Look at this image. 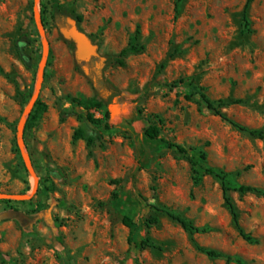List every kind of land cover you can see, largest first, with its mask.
I'll return each mask as SVG.
<instances>
[{
  "label": "rangeland",
  "instance_id": "obj_1",
  "mask_svg": "<svg viewBox=\"0 0 264 264\" xmlns=\"http://www.w3.org/2000/svg\"><path fill=\"white\" fill-rule=\"evenodd\" d=\"M56 2L69 8L62 22L53 16ZM246 3L40 0L50 43L39 98L46 109L36 121L30 122L35 108L29 115L25 158L19 126L37 87L44 45L36 0H0V195L32 193L39 179L31 199L0 200V214L23 213L0 222V264H239L209 257L199 246L242 264H264V195L235 190L264 191V139L233 126L202 98L225 103L222 112L248 130H264V0L252 3L248 23ZM67 18L78 21L104 60L77 61L75 43L59 29ZM138 28L145 49L126 56L124 66L108 63ZM20 39L31 41L29 66ZM88 113L104 124L89 122ZM150 125L161 128L159 139L146 136ZM78 128L96 138L95 146L73 142ZM162 139L184 146L202 170L231 174L229 195L251 242L234 223L221 181L208 174L196 180L188 158ZM162 210L202 231H185ZM126 216L135 224L133 246Z\"/></svg>",
  "mask_w": 264,
  "mask_h": 264
},
{
  "label": "trees",
  "instance_id": "obj_2",
  "mask_svg": "<svg viewBox=\"0 0 264 264\" xmlns=\"http://www.w3.org/2000/svg\"><path fill=\"white\" fill-rule=\"evenodd\" d=\"M255 0H247V3L245 5V9H244V13H243V19L246 23L249 22L248 20V12L249 9L252 5V3ZM69 15V8L64 5L61 4L59 2H56L53 6V16L54 18L57 20V22H62L61 17L62 16H67ZM78 20H81V17H78ZM140 29L138 28L135 36L133 37L132 41L130 42L129 46L127 48H125L119 55L109 58L107 59L108 63H115L118 64L120 66H124L125 65V57L128 56L129 54L132 53H140L142 52L145 47L143 45H141L140 43ZM30 40H26V39H20L19 43H18V48L19 51L23 55V59L24 62L29 66L32 62V57L29 54V52L27 51L28 47L30 46ZM203 100L205 101V103L207 104L208 109L212 110L215 112V114L221 116L223 119L229 121L233 126L241 129L242 131H249V133L254 136V137H258L260 139H264V130H248L246 127L239 125L237 122L229 119L221 110V107L224 106L225 103H223L222 101L219 103H216L215 101L209 99L206 95H202ZM78 101V100H77ZM240 102V101H238ZM79 104L81 105H85V106H94V107H103L104 105H107L108 102L107 101H102V102H89L88 103H84L83 101H78ZM46 109V105L44 103L41 102V100L39 99L36 103L35 106V114L31 117L30 122L31 121H36L37 118L39 117V115ZM106 117L109 119L110 118V113L107 111L106 112ZM81 119L83 117H80ZM87 119L89 122H91L92 124H95L97 126H101L104 124L103 119H99L95 116V114L93 113H88L87 115ZM105 128L106 129H110L111 128V124L109 122L105 123ZM160 133H161V128L156 126V125H150L146 130H145V134L146 136L151 139V140H157L160 137ZM79 140H86V144L88 148H92L93 146H95L96 144V138L95 137H87L85 131L83 128H78L74 134H73V142H77ZM162 142L166 145L167 148L169 149H175L176 151H178L179 153L185 155L188 160L190 161V163L193 166V170L195 172V174L197 176H199L198 178L196 177V180H200L201 177L204 174H208V175H212L215 176L216 178H218L221 183H222V188H223V193H224V199L225 202L228 206V208L230 209L232 215H233V219H234V223L237 226L239 233L241 235V237L246 240V241H252V237L250 234L246 233V231L243 229V227L240 224V215L236 209V206L232 200V198L229 195V192L231 190V174L224 172L222 170H218V169H214V168H207L202 170L199 167L198 162L194 161L189 155H188V151L187 149L182 146L181 144L172 142V141H168L165 139H162ZM207 154H202L201 158L202 159H206ZM236 191L240 192L241 194H247V193H258L261 195H264V191L257 188V187H253V186H236L235 187ZM163 212H165L166 214H168L173 220L177 221L185 231L189 232V233H199L202 230L195 226L194 223L190 220H188L187 218L178 215L172 211L169 210H162ZM155 221H157V219H154ZM124 224L131 229V233L129 236V243L130 245H136L137 244V237L135 235V224L133 222V220H131L129 217H124L123 220ZM151 239L147 238L146 242H150ZM150 246H155L154 244H151ZM156 247V246H155ZM199 250L203 253H205L206 255H208L209 257L212 258H226L227 262H233L236 261L239 264H242V260L241 259H235L233 256L231 255H226L225 253L216 250V249H209V248H205L202 246L198 247Z\"/></svg>",
  "mask_w": 264,
  "mask_h": 264
},
{
  "label": "water",
  "instance_id": "obj_3",
  "mask_svg": "<svg viewBox=\"0 0 264 264\" xmlns=\"http://www.w3.org/2000/svg\"><path fill=\"white\" fill-rule=\"evenodd\" d=\"M39 1L36 0V5H35V17H36V22L38 25V29L40 32V35L42 37L43 45H44V55H43V60L40 64L39 68V79L37 83V87L35 90V93L33 94L29 104L27 105L25 112L22 116L20 126H19V132H18V138H19V145L21 147L23 156L26 158V150L24 147V141H23V134L25 130V126L27 123V120L29 118V115L31 112L34 110L37 101L40 98L42 88H43V83L45 79V70H46V65L50 53V43L48 41V38L46 36V29L45 25L42 19V16L38 12L39 8ZM60 32L63 35V37L66 40H70L75 43L76 45V59L79 63H89L91 62L94 58H101L99 54V46L94 43V41L91 39V37L84 32L83 30L80 29L78 21L73 18H67L66 20L63 21V24L60 25ZM101 60H104L101 58ZM85 70L88 71V67L84 66ZM32 175L35 176L34 171H32ZM36 177V176H35ZM36 184L37 187L35 191L32 193H27V194H1L0 195V200L1 199H17V200H26V199H31L35 193L37 192L38 184H39V179L36 177ZM6 213H13L14 215L9 216V217H2ZM11 218H17V219H22L23 218V213L20 211H5L0 214V222L11 219Z\"/></svg>",
  "mask_w": 264,
  "mask_h": 264
},
{
  "label": "bare ground",
  "instance_id": "obj_4",
  "mask_svg": "<svg viewBox=\"0 0 264 264\" xmlns=\"http://www.w3.org/2000/svg\"><path fill=\"white\" fill-rule=\"evenodd\" d=\"M12 215H14V214L13 213H6L2 217H9V216H12Z\"/></svg>",
  "mask_w": 264,
  "mask_h": 264
},
{
  "label": "flooded vegetation",
  "instance_id": "obj_5",
  "mask_svg": "<svg viewBox=\"0 0 264 264\" xmlns=\"http://www.w3.org/2000/svg\"><path fill=\"white\" fill-rule=\"evenodd\" d=\"M81 64H83V65H87V64H88V65H89V64H90V62H89V63H81Z\"/></svg>",
  "mask_w": 264,
  "mask_h": 264
}]
</instances>
